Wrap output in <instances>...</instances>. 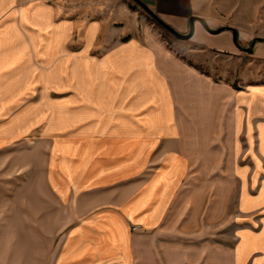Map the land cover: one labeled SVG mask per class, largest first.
<instances>
[{
  "label": "crops",
  "instance_id": "crops-1",
  "mask_svg": "<svg viewBox=\"0 0 264 264\" xmlns=\"http://www.w3.org/2000/svg\"><path fill=\"white\" fill-rule=\"evenodd\" d=\"M142 1L0 0V264H264V0Z\"/></svg>",
  "mask_w": 264,
  "mask_h": 264
},
{
  "label": "rangeland",
  "instance_id": "rangeland-1",
  "mask_svg": "<svg viewBox=\"0 0 264 264\" xmlns=\"http://www.w3.org/2000/svg\"><path fill=\"white\" fill-rule=\"evenodd\" d=\"M133 4L135 5V8H137L145 17H146V33L149 34V36H153L154 38L158 39L160 42L165 44L170 50L175 51L178 55L184 56V57H191V51H189V47H191L192 43L189 42V40H183L178 37H176L174 34L166 30L164 27H162L158 22H156L139 4H137L134 0H131ZM192 47H194L192 45ZM193 61V60H192ZM199 69L202 71H205L207 73H213L216 76L219 75V69L225 70L227 68L232 69V67L229 65V62L227 61H213L210 60V58H206L205 61H201L200 64H198ZM215 67V68H214ZM257 70L259 72H264V65L261 63L257 64ZM215 76V77H216ZM184 196V195H183ZM182 196V197H183ZM185 197H183L182 201H184ZM230 200V196L227 195V204Z\"/></svg>",
  "mask_w": 264,
  "mask_h": 264
},
{
  "label": "water",
  "instance_id": "water-1",
  "mask_svg": "<svg viewBox=\"0 0 264 264\" xmlns=\"http://www.w3.org/2000/svg\"><path fill=\"white\" fill-rule=\"evenodd\" d=\"M137 4H139L156 22H158L162 27H164L166 30L174 34L176 37L183 39V40H189L193 37L195 33V23L196 21H200L203 25V27L211 34H219L224 30V28L219 29H212L205 20L198 18L196 16H192L190 18V31L186 34L179 32L175 28H173L171 25L166 23L164 20H162L153 10H151L142 0H134ZM237 32L234 30V40L237 42ZM257 40H254L252 45Z\"/></svg>",
  "mask_w": 264,
  "mask_h": 264
},
{
  "label": "trees",
  "instance_id": "trees-1",
  "mask_svg": "<svg viewBox=\"0 0 264 264\" xmlns=\"http://www.w3.org/2000/svg\"><path fill=\"white\" fill-rule=\"evenodd\" d=\"M259 40V39H258Z\"/></svg>",
  "mask_w": 264,
  "mask_h": 264
}]
</instances>
